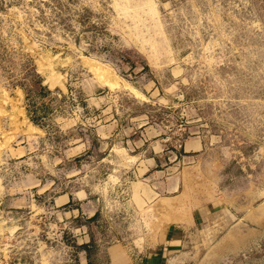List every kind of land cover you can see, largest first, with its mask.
I'll use <instances>...</instances> for the list:
<instances>
[{
  "label": "rangeland",
  "instance_id": "374dc122",
  "mask_svg": "<svg viewBox=\"0 0 264 264\" xmlns=\"http://www.w3.org/2000/svg\"><path fill=\"white\" fill-rule=\"evenodd\" d=\"M88 257L264 264V0H0V264Z\"/></svg>",
  "mask_w": 264,
  "mask_h": 264
},
{
  "label": "crops",
  "instance_id": "0c3cea01",
  "mask_svg": "<svg viewBox=\"0 0 264 264\" xmlns=\"http://www.w3.org/2000/svg\"><path fill=\"white\" fill-rule=\"evenodd\" d=\"M154 146H151L152 153L148 155H144V159L142 160L145 162L144 168L141 169V173L145 174L149 170V166L153 165L155 162H157L158 155H156L157 150L153 148ZM182 153H184L183 157H197L199 154L196 155H189L190 153H198L201 152L204 149V141L202 138L198 136H189L187 139H184L181 144ZM188 154V155H187ZM147 164V165H146ZM190 217H187L186 219H183L182 222L189 221ZM187 228V225H176L169 224L166 226V229L164 232L160 235L159 240H163L164 242H168L169 245H177L181 240H184L185 231L184 229ZM154 254V253H153Z\"/></svg>",
  "mask_w": 264,
  "mask_h": 264
},
{
  "label": "trees",
  "instance_id": "16d2710c",
  "mask_svg": "<svg viewBox=\"0 0 264 264\" xmlns=\"http://www.w3.org/2000/svg\"><path fill=\"white\" fill-rule=\"evenodd\" d=\"M34 86L35 88H33L32 90H29V91L27 90L26 97H30L32 96V94H35V93L48 92L46 86L42 85L40 79L35 80ZM92 217L94 216H91V218ZM77 247L83 249L88 254L90 252L91 245L88 243H83ZM86 264H92L91 260H89V257H88V262Z\"/></svg>",
  "mask_w": 264,
  "mask_h": 264
}]
</instances>
